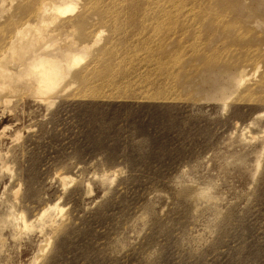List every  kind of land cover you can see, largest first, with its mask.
Masks as SVG:
<instances>
[{"label":"rangeland","instance_id":"rangeland-1","mask_svg":"<svg viewBox=\"0 0 264 264\" xmlns=\"http://www.w3.org/2000/svg\"><path fill=\"white\" fill-rule=\"evenodd\" d=\"M72 1L45 51L85 60L0 81V264H264V0Z\"/></svg>","mask_w":264,"mask_h":264},{"label":"bare ground","instance_id":"bare-ground-1","mask_svg":"<svg viewBox=\"0 0 264 264\" xmlns=\"http://www.w3.org/2000/svg\"><path fill=\"white\" fill-rule=\"evenodd\" d=\"M99 1L100 0H90V5L95 7L97 4L101 3V1ZM142 1L148 5V8L152 7H150V5H156L155 7H158L157 5H162L163 11L161 8L160 10L163 16L167 14L169 10L172 9L173 11V8L179 10L181 7L186 6L183 4L184 0ZM114 2L113 5L116 3ZM117 2L119 4L118 0ZM74 8L75 5L72 0H40L39 8L37 12L35 11L36 13H34L35 22L33 24H30L28 21L22 22L23 24L13 27L8 32L6 41L0 48V81L6 83L9 77L14 74L18 75L20 74V70L26 69L27 75L34 78L35 89L41 98L43 95L51 93L54 89L58 88L61 82L68 76L70 69L82 63L87 55L75 52L72 49H65L62 55L63 58L48 54L45 50L50 47V40L58 34L54 33L52 30H46V28L50 26V23L53 24L64 21L66 14ZM172 11L169 12L171 13ZM169 12L166 16L169 18L171 17L173 22L176 16L173 18L171 16L172 13L169 14ZM177 14H179V11ZM165 18L163 21L164 23L166 22L167 25L169 20L166 21ZM172 22H170L171 25L174 23ZM170 24L166 27H170ZM98 40L99 35L96 37L94 43ZM8 57L14 58L15 62L13 61L14 63H12V59L8 60ZM45 98L46 97H43L42 99ZM46 211L47 209L42 210L40 216H43ZM20 217L24 222V227H28L29 225L25 222L24 216L20 215Z\"/></svg>","mask_w":264,"mask_h":264}]
</instances>
